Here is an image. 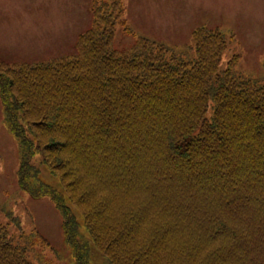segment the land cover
I'll return each instance as SVG.
<instances>
[{"label": "trees", "instance_id": "trees-1", "mask_svg": "<svg viewBox=\"0 0 264 264\" xmlns=\"http://www.w3.org/2000/svg\"><path fill=\"white\" fill-rule=\"evenodd\" d=\"M90 13L73 54L0 61L18 189L53 205L73 264H264V56L259 79L237 57L220 70L226 36L205 27L179 53L146 39L119 51L122 0ZM33 245L53 250L0 224V264H48Z\"/></svg>", "mask_w": 264, "mask_h": 264}, {"label": "rangeland", "instance_id": "rangeland-1", "mask_svg": "<svg viewBox=\"0 0 264 264\" xmlns=\"http://www.w3.org/2000/svg\"><path fill=\"white\" fill-rule=\"evenodd\" d=\"M93 0H0V61L7 65L47 62L73 54L79 35L90 28ZM127 31L116 29L114 49L123 51L146 39L175 53L192 47L193 30L206 27L226 36L221 57L225 70L235 57L234 70L245 78L263 76L264 0H122ZM0 105V224L28 236L39 232L52 251L33 245L44 263L73 264L64 243L61 217L48 200H33L16 183L18 155L14 139L3 127ZM37 156L34 163L39 165ZM41 178L57 187L45 166ZM10 216L19 224H9ZM92 251L94 249L92 248ZM95 252V251H94ZM60 257V260L57 259ZM92 264H104L95 252Z\"/></svg>", "mask_w": 264, "mask_h": 264}]
</instances>
